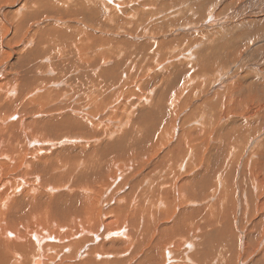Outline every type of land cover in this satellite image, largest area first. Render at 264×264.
<instances>
[{"label":"bare ground","instance_id":"1","mask_svg":"<svg viewBox=\"0 0 264 264\" xmlns=\"http://www.w3.org/2000/svg\"><path fill=\"white\" fill-rule=\"evenodd\" d=\"M20 1L0 0V28L3 30L2 38L4 40H1L0 35V264H179L178 262H183L182 264L187 262L189 264H201L203 261L201 255V257H197L189 251L190 249L186 250V248L194 246L192 241L209 237L211 231L214 232V236L215 233H225L232 236V232L235 231L234 218L229 216L232 206L229 203L227 204L231 197L228 193L226 194L230 185L228 183L236 176L237 167L235 156H232L233 152L231 153V150H229V140H227V143L214 145L209 151H207L208 143L206 142L202 143L200 147L195 146L196 136L209 135L205 130L206 125L210 123L209 119H206L209 116H204L206 111L207 113L209 111L215 113L219 107L220 113L222 112V105L217 103L221 97L215 95L209 99L208 97L207 99L203 98L204 101L195 106L181 121V125L184 126L189 119H194L192 117L193 113H199V109L204 107L202 109L205 112L200 115L205 121L200 125H204L205 129L201 128L200 132L198 131L194 135L197 128H179L177 138L174 139L175 143L169 148L167 147L165 151L163 150L162 154L159 152V148L165 147V145L161 146L164 141L168 144V137L170 139L175 138V131L173 132V130L176 125V117L171 114L170 105L177 104L181 109L190 99V96L193 95L189 92L183 95L186 91L183 87L187 86H183V84L194 82L196 86L201 80L204 83L203 85L217 83L215 81L216 73L214 78L211 72L214 70L213 68L221 65L226 60V57L222 56L225 52V49H222L223 46L222 50H219V54L216 53L210 59L198 61V66L190 65L189 62L193 58H189V62L186 58L189 65L186 63L187 65L178 66L177 63V65L172 63L175 68L174 71L170 70L173 73L172 75L170 72L168 73L173 78L170 85L167 88H157L155 91L149 92L151 98H147L145 103L138 104L137 107L135 105L136 111L131 112L132 117L129 118L130 123L128 125L125 126L123 121H120L115 129L113 127L100 129L94 126V121L91 123L82 116L86 113L85 107H81L84 101L80 97L73 99L74 95H68L65 89L67 86L71 87L79 79V76L73 77V72L80 71V62L72 59L71 64L69 62L62 64L55 61L53 56L44 58L45 54L43 53L40 54L42 57H39V47L41 50V45L50 36L57 38L58 31L56 32L50 26L51 28H44L37 36L32 37L35 31L30 30L26 25H30L28 21L33 17L35 22L38 19V14L33 9L32 13H21V11H24V7L26 9V6L25 4L23 6V2ZM35 1L36 3L39 2L38 5L42 6L44 12L52 10V5L49 6L51 0ZM73 3L75 4V2ZM83 3L80 2L81 5L76 4V8L77 6L82 8L85 16L90 17L91 21H100L101 15L95 9L96 7L88 8ZM55 7L57 8L56 5ZM91 11L92 14H90ZM55 29L57 30V28ZM61 30L63 31V29ZM62 35H65L64 37L68 40L71 39L68 33L62 32ZM6 36L10 37L7 39ZM47 36L49 37L47 38ZM19 37L21 40H19ZM92 37L94 40L96 39L94 36ZM180 39L183 41L184 37L182 36ZM83 40L88 42L87 38H83ZM18 42L21 47H25L26 52L24 51V54L19 51L22 49L21 47V49L14 47V43ZM119 42L122 43V41ZM123 42H125L124 45L128 44L127 41ZM152 44L151 46H153ZM93 45L95 44L93 43ZM166 45L168 47V44ZM199 45L201 46V44ZM94 47L83 46L92 54L95 53L96 47L95 49ZM145 48V45L141 44L139 52L144 53V55L140 59L135 57L131 60L130 54H125L123 57L124 62L129 60L132 64L128 67L119 66L118 68H125V71L120 73L117 78L107 76L110 80L106 82L121 86L125 84L130 76L132 79V76L138 75L139 72L143 71L144 73L143 61L146 60L148 55ZM123 49L120 50L124 52ZM195 50H198V48ZM33 53L36 54L31 59L30 55H33ZM109 53L110 51L107 49L102 53H96L95 60L109 58ZM191 53L193 51L187 53V57L193 56ZM29 56L31 60L26 59ZM42 59L47 60L48 63L40 62ZM36 60H40L39 63H36ZM106 61L110 60L107 59ZM226 62L223 64L225 65ZM94 66H97L96 63H94ZM94 66L93 68H95ZM204 71L205 76L203 75L202 79L197 76L198 78L195 77V80L194 76ZM227 71L228 69H222L220 72L227 74ZM190 72L197 73L193 76ZM189 74L193 77L191 75L192 78L188 77ZM45 75L51 77H45ZM83 75L84 78L90 79L89 74L83 73ZM75 79L76 81H74ZM182 80L185 81L180 85L179 92L178 90L175 91L179 86L177 85L174 88L175 84ZM219 80L217 78V81ZM92 81L91 83H93ZM146 82L144 81L143 84H147ZM262 82L264 84V80ZM262 82L259 84L260 87L257 86L259 87L258 93L260 92L264 98ZM46 84L51 87L46 89ZM58 84L63 85L58 88ZM146 86L150 87L149 85ZM125 87L127 88V86ZM54 88L56 89L54 90ZM230 88L229 90L234 92ZM36 89H40V91L38 90L39 92L36 91L37 93L29 96ZM105 89L110 88L106 86ZM241 90L243 91V89ZM225 92L227 93V90ZM225 92H223L224 95ZM71 93L73 94L72 91ZM123 93L125 95V92ZM146 94L148 95V93H144V95ZM218 94L220 95V93ZM223 94L222 96H224ZM127 96L126 93V99ZM181 96H184V99L180 98ZM108 97L109 95L102 91L97 96H91L90 111H97L99 108L103 110V101H107ZM230 98L232 99V96ZM251 99L253 100V97ZM127 101H131L130 98ZM229 101L231 102L230 99ZM237 102L235 99L234 103ZM130 106H128L129 109ZM233 107L227 108L225 112L230 113L233 111ZM222 113L220 115L218 113L216 118L219 119L218 117ZM215 114L217 115V113ZM257 114L258 111L253 112L251 116ZM109 115L111 116V114ZM38 116L39 119H37ZM96 116L93 119L101 123L100 125H111L109 116H106V114L104 116L100 115L98 118ZM258 116L264 118V109L260 111ZM249 117L250 115L245 117L246 120ZM115 120L116 118L113 119V121ZM198 123L200 122L198 121ZM120 126H124V128L118 135ZM232 127L236 128L240 134L248 127V123L239 119L235 121ZM220 130L222 129L220 128ZM225 132L226 130L224 131V137L228 135V139H230V133L225 134ZM68 140H77L78 143L82 142L84 145L63 146L62 142ZM224 148H227L229 152ZM197 162L202 165V168L200 166L201 169L198 168ZM194 167L198 168L199 172L190 176L189 174ZM180 169H183L184 173ZM180 174H183V176ZM214 179L217 181L215 190H218V186L221 190L218 196L216 195L215 202L211 203L212 205L205 204L204 201L207 202V198L211 197L209 191L213 189L212 180ZM120 189L124 191L121 194H116ZM248 191H250L248 195L253 194L251 188H248ZM208 192L209 194H206ZM195 198L200 203L204 202V204L198 206L197 209L186 207L185 204L187 203L196 204ZM111 201L113 202L112 205H110ZM246 201H248L247 198ZM231 202L233 201L231 200ZM177 205L180 208L179 213H176L177 216L171 223L169 222L170 224L162 223L170 219V213L174 212ZM246 207L250 213L255 211L254 208H258L257 204H254L253 210H251L250 205H246ZM258 209L262 214L253 217L252 225L250 223V228L246 229L250 233L245 235L248 232L245 233L246 230L243 229L242 240L245 246L243 245L244 259L242 260L252 258V261L240 262V264H264V247L259 249L255 244L263 234L258 233L264 231L262 227L264 225V201L259 204ZM249 211L246 213L250 214ZM242 213L240 211L239 214L244 216V213ZM239 219L242 222L245 220L244 217L240 218V216ZM121 220L124 221V229L123 226H120ZM236 224L239 230L244 227L241 222L236 221ZM96 225L101 230L96 229ZM78 236L81 237L78 238ZM88 236L91 237L88 238ZM109 237L110 239L105 241ZM234 237L237 236L234 235ZM94 238L101 240L98 244H95L93 242ZM245 241H247V244ZM197 244H200V242H197ZM188 251L192 255H187ZM223 254L226 255L227 253L223 252ZM231 263L233 262L231 261Z\"/></svg>","mask_w":264,"mask_h":264},{"label":"rangeland","instance_id":"2","mask_svg":"<svg viewBox=\"0 0 264 264\" xmlns=\"http://www.w3.org/2000/svg\"><path fill=\"white\" fill-rule=\"evenodd\" d=\"M57 1L56 3L55 0H51L49 3V6L52 5L51 6L52 10L50 12H44L42 6L38 5L39 2L36 3L35 0H21L20 2H23V6L24 4L26 6V9L24 7V11H21V13H26V12L32 13L34 11L38 14V19H36L35 22L33 20L35 18L33 17V18H30L28 21L30 25H26L27 28H30V30L35 31L32 37L37 36L41 31L44 30V28L52 27L53 30H55L56 32L58 31L57 38L55 36H50V37L47 36V38L48 37L49 38L46 41H44L43 45H41L42 51L40 50V47L38 49L39 57L43 53L45 54L44 58H46L47 56H50V57L53 56L55 61L60 62L62 64L68 63V62L71 64L72 59H76L80 62V67H79L80 71L73 72V77L79 76L78 77L79 79L76 78L78 79L77 81L76 79L74 80L77 83L74 82L73 83L74 86L73 85L71 87L67 86L65 87V89L68 92V95L70 96L74 95L73 99L80 97L84 101L81 107H85L84 110L87 114L85 113L86 117L84 114L82 116L84 117V119L90 121L91 123L92 121H94L93 122L94 126L100 129H103V128L108 129V127L109 128L113 127L115 129V127L119 125L120 121H123V124H125V126L128 125V123H130L129 118L132 117L131 114L133 113V111L134 112L136 111V107L138 104H143V102L145 103V100L147 98L148 99L151 98L150 93L153 90L155 91L157 88L161 89L163 87L167 88V86L170 85V82L173 80V78H171V75L173 74L171 71L175 68L174 65H177V64L178 66L187 65L186 63H188L189 60L193 58L189 62L190 65L198 66L199 65L198 61L210 59L212 56H215L216 53L219 54V50L225 49V52L222 54V56H225L226 60L223 61L221 65H218L217 67L213 68L214 70L211 72L214 78L217 76L215 78L216 79L215 81L217 83H212V85L214 86H212L211 84L203 85L204 83H202V80L198 82L196 86L194 82H192V84L191 83L183 84L185 80H182L181 82L175 84L174 88L177 85H179L177 86L178 88L175 91L178 90L179 92L180 85L183 84V86L187 85L186 87H183V89L186 90L183 93V95H185L187 92L193 95L190 96V99H188L187 103L181 109L179 108V106H177V104L170 105L171 114L176 117L175 119H176L177 126L175 125V128L173 130V132L175 131L174 132L175 138L172 137L173 139H170V137H168L169 138L168 141L170 142V143L168 142V144L167 142L165 143V141L162 142L161 146L165 145V147H162V149L160 147L159 152L163 153L167 149V147L169 148L175 143L174 139L177 138V133L179 131V128L180 129H188L191 127L197 128L196 132H194V135L195 133H198V131L200 132L201 128L205 129L203 127L204 125H200L202 122L205 121V119L203 121L202 116L200 115L201 113L205 112L204 109H202L204 107L199 109L200 110L198 111L199 113L197 112L193 113L192 117H194V119H191V120L189 119V121L184 126L181 125L182 123L181 121L184 118H186L187 114L190 113L194 109L195 106L201 104L204 101L203 98L207 99L208 97L209 99L210 97L215 96V95H218L221 97L220 99L221 101L219 100V102L217 103H220L219 105H222V108H223V110H221L223 112V113L221 112L222 115L218 117L219 119L216 118V116H218V113L219 115L221 114L219 111V107L217 111L215 112L217 113V115L214 112L209 111L210 113L209 112L207 113L206 111L207 114L205 113L204 116L205 117L209 116L206 119H209L210 123L206 125L205 130H207V133H209V135L207 134L205 136H200V137L196 136L197 139L195 140V146L200 147L202 143L206 142L208 143L207 151H209L214 145L223 144L225 142L227 143V140H229V144H230L229 150H231V153L233 152L232 156L233 155L235 156V159H236L235 163H237L236 164L237 167L235 171L236 180L234 178L228 183L230 185L228 187V192H226V194L228 193V195L231 197L229 198L230 201L227 202V204L229 203V205H231L233 208V210L232 208L230 209L231 213H229V216L234 218L235 231L232 232V236L229 234H225V233L224 234L215 233L216 235L214 236L213 235L214 232L211 231L209 233L210 236L209 237L207 236L208 238L202 237L198 241H195V240L192 241L194 243V246H190L186 248V250L190 249L189 251L197 255V257L201 255L203 258L202 259L203 261L201 262V264H240V262L245 263V261L249 262V260L251 262L252 258H249L247 260L246 259L242 260L244 259L243 248L245 246L244 241L242 239H243V229L245 228L244 230H246L248 229V227L250 228V225H252L253 223V219H254L253 217H257V215L262 214V212H259L258 208H259V204L264 201V191H263L264 190V163H262L264 162V126H263L264 118L261 116H258L260 111L264 109L263 108L264 104H262L264 103V100H263L264 98L260 92L258 93V89L260 87L259 84L260 82L264 80V0H120V1L119 0H76L79 3H77L74 0H57ZM73 2H75V4ZM80 2L81 4L85 2L83 3V5L84 4L87 5L88 8H91L92 6L96 7L95 9H97L98 13H100L101 15L100 16L101 20L91 21L90 17L85 16V14L82 11V8L80 7L78 8V6L76 8V4L78 5L80 4ZM55 5L57 6V8L55 7ZM27 9L30 11H28ZM92 13L93 12L91 11L90 14ZM41 16L43 20L41 19ZM71 27H72V30H71ZM55 28H57V30ZM82 28L83 30H81ZM61 29H63V31ZM0 30H1L0 35L2 38L3 30L1 28ZM90 30H92L93 32ZM88 31H89V34H88ZM62 32L63 33L65 32L66 34L68 33L69 36H71V39L70 40L66 39V37H64L65 35H62ZM73 35L76 37H74ZM81 36H82V39H81L82 41L80 40ZM92 36H94L96 39L94 40ZM182 36L184 37L183 41L182 39H180ZM9 37L10 36L8 37L6 36L7 39ZM20 37L22 38V36ZM20 37H19V40H21ZM78 37H80L79 40H78ZM83 38H87L88 42L84 41ZM1 40H3V38ZM211 40L212 42H210ZM119 41H122V43ZM123 41H127L128 44L124 45L125 42ZM152 42H155V43L152 44ZM229 42L231 43L230 45H229ZM93 43L95 45H93ZM101 44H104V45L102 46ZM141 44H144L146 47L145 49H147L146 51H148L147 58L145 61H143L144 69H145L144 73L143 71H141L138 73V75L132 76V79L130 76V78L124 84L125 86H127V88L124 85L120 86L118 84H112V83L106 82L110 80L108 79L107 76H115V78H117L120 75V73L125 71V68H118L119 66L128 67L132 64L131 62H129V60L127 62H124L123 57L125 56V54H130L131 60L134 59L135 57L136 59H140L143 57L144 53L139 52V48L141 49ZM151 44L153 46H151ZM166 44H168V47H166L167 46ZM199 44H201V46ZM14 45H15L14 47H17L18 49L21 47L19 42L14 43ZM84 45L95 46L97 50L94 47L95 53L92 54L89 50L83 48ZM150 47L151 49H149ZM21 48H20L21 50L19 51L23 53L26 49L25 47H21ZM121 48H124L123 49L124 52L120 50ZM196 48H198V50L194 51V49ZM106 49L110 51L109 53L110 57L101 58L99 59V61H96L95 54L102 53ZM190 51H193V53H191L193 56L187 57L188 56L187 53H189ZM35 54L36 53H33V55H30L31 59L33 56H35ZM227 55L229 59L227 58ZM30 56L26 59L28 60ZM43 59L42 61L36 60V63H39V61L44 64L48 63L47 60H43ZM107 59H109L110 61H106ZM221 59H224V58H221ZM224 62H226L225 65L223 64ZM94 63H96L97 66H94ZM172 63H175V64L173 65ZM93 66L95 68H93ZM166 67L168 70L166 69ZM160 68L162 69L160 70ZM222 69L223 70L228 69L227 74H225L224 72L221 73L220 71ZM169 72L171 73V75L170 74L168 75ZM197 72L199 73V71ZM197 72H190V73H192L194 76V74ZM219 72L220 74H218ZM83 73L89 74V77L91 80L84 78ZM49 75L52 76L53 74H49ZM49 75L47 76L51 77ZM190 75L191 74H189L188 77L192 78L193 76L191 75L192 76L191 77ZM203 75L205 76V71L203 73L201 72L199 75H195L194 78L197 76L198 77L200 76L201 77L200 79H202ZM47 76L45 75V77ZM16 77H17V74H16ZM217 78L218 80L219 79L221 80L217 81ZM91 81L93 83H91ZM144 81L145 82L147 81L146 82L147 84H143ZM103 84H106V85H103ZM46 85H47L46 89L51 87L48 84ZM62 85L63 84H58L57 86L59 88V86H62ZM146 85H149L150 87L148 88V86ZM201 85H202V88H201ZM247 85H249L251 88ZM257 85H259V87ZM262 85L264 88L263 82H262ZM106 86H108V88L110 89L104 90ZM229 88L235 93L231 92ZM55 89L56 88H54V90ZM126 89L128 90L126 91ZM145 89L150 90V91L147 92V90L145 91ZM241 89H243V91L245 90L244 91L245 93ZM38 90L40 91V89H36L32 93H30L29 96L34 95L35 93H37L36 91ZM226 90L228 94L225 92ZM71 91L73 92V94L71 93ZM78 91H81V92H78ZM101 91L109 95V97L111 98L108 97L106 99L107 101H103V110L99 108L98 110L96 109L97 111L95 110L90 111L91 110L90 106L92 103V99L90 97L97 96ZM111 92L113 94L112 96H111ZM123 92H125V95ZM223 92H225V95L223 94ZM126 93L128 95L127 99H126ZM144 93H148V95L147 94L144 95ZM218 93H220V95ZM221 93L224 96H222ZM229 93L232 96V99L230 98L231 96L229 95ZM116 95L117 96L119 95V97H117ZM183 97L184 96H181L180 98H183ZM238 97L240 98V100ZM252 97L254 101L251 99ZM129 98L131 101H127L129 100ZM234 98L236 99V101H238L237 103H234L235 102ZM125 99L127 102L125 101ZM229 99L231 100V102L229 101ZM232 100H234L233 103H232ZM126 103L132 106V107L130 106L131 110L128 107L129 105H127ZM232 104L234 105V107ZM135 105L136 107H134ZM145 106L147 105L145 104ZM231 107H233V111H231L232 113L225 112L227 108H231ZM248 109L249 111H247ZM104 110L106 112L109 111L110 113L109 112L108 113L111 114V116L108 113H106ZM256 111H258V114L251 116V114ZM113 112L114 113L116 112V114H114ZM226 113L229 115H227ZM105 114L106 116H109L110 122L109 121L108 122L111 125H105V124L100 125L101 123H98L97 121L93 119V117L96 115H97L96 117L98 118L100 115L104 116ZM249 115L251 118L250 117L247 118L248 120L247 121L245 117H248ZM39 118L40 117L38 116L37 119ZM112 118L113 119L116 118V120L113 121ZM239 119L241 121L245 120L248 123V127H249V129L248 127H246L244 132H241L240 134L239 132H237L236 128L232 127V125L235 124V121H238ZM198 121L200 123H198ZM212 121L213 122L215 121V122L213 123ZM210 124L212 125L211 127H210ZM123 128L124 126L119 127L118 135H120ZM220 128L222 130H220ZM227 129H229V131H227ZM225 130H226L225 134H227V132L230 133V134L228 133L230 135L229 138L231 137L230 139H228V135L224 137ZM232 130H234L235 132L233 131L234 132L233 133ZM166 134L167 133H165V135ZM207 139H209L208 142H207ZM78 142L79 141L77 140H68L67 142H62V144L63 146L84 145V143L82 142L78 143ZM224 150H227V148L226 149L224 148ZM227 152L229 151L227 150ZM197 165H199V167L198 166H195V167H198L199 169L202 168L201 164L198 163ZM195 167L193 168L194 171L192 170L190 172L189 174L190 176H193L194 173L196 174L199 172V169ZM180 171L184 173L183 169H180ZM180 171L179 173H181ZM180 175L183 176V174H180ZM214 180H212L213 189L209 191L211 192L210 194L211 197L207 198L208 199L207 202L206 200L204 201L205 204L212 205L217 199L218 193L221 190L219 186L217 187L218 190H215V183L217 181L216 180L214 181ZM254 185L255 186L257 185L256 188ZM248 188H251V192L253 194L248 195L250 192L248 191ZM123 189L118 190L116 194H121L124 191ZM209 192L206 194H209ZM245 197L247 198L248 201H246ZM195 200H196V204L192 205L191 203H187L185 204L186 207H192V208L195 207L194 209H197L198 206L200 207L204 204V202L200 203L199 200H197V198H195ZM231 200L233 202H231ZM249 200H250V203H249ZM251 202L254 204H257L258 208H254L253 207L254 204H252ZM111 203L113 204L112 201L110 202V205H112ZM246 205L248 206L250 205V207L251 205H253L252 207L255 209V211H251V213L254 212L253 214H251L249 210L248 211L250 214L246 213L248 212ZM252 207H251V210H253ZM105 210L106 208L104 209V211ZM179 210L180 208L177 205L174 209V212L170 213L171 217L170 219H168L169 221L168 220L163 221L162 223L170 224L172 220L179 213ZM240 211L244 213V216H241V214H239ZM239 216L240 218L244 217L245 219L244 222H242V220L239 219ZM236 221H238L239 223L241 222V224L244 227L239 230L237 227ZM120 226L121 227L123 226V229L125 228L124 221L121 220ZM262 227L264 228V225H262ZM96 229H99V228L97 227ZM208 231L210 230L208 229ZM244 232L245 233L248 232L245 235H248L250 233L247 230ZM258 234H262V236L259 237V239H257L255 244L258 246L259 249H261L262 247H264V231ZM234 235H236L237 237L235 238ZM79 237L81 236H78V238ZM90 237L88 236V238ZM261 238L263 239L261 240ZM108 239H110V237L105 239V241H107ZM100 240L101 239L97 240L96 238H94L93 242L95 244H98ZM197 242H200V244H197ZM245 242L247 244V241ZM189 251L187 255H192ZM223 252L227 254L224 255ZM231 261L233 263H231ZM170 263H174V262H170ZM178 263L182 264L183 262H178ZM184 264H189V263L187 262Z\"/></svg>","mask_w":264,"mask_h":264}]
</instances>
